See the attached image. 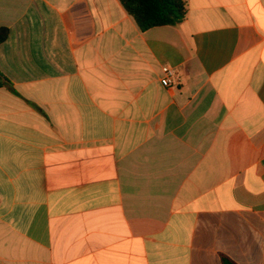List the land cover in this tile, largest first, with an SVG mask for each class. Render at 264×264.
<instances>
[{
    "label": "crops",
    "instance_id": "1",
    "mask_svg": "<svg viewBox=\"0 0 264 264\" xmlns=\"http://www.w3.org/2000/svg\"><path fill=\"white\" fill-rule=\"evenodd\" d=\"M187 1L0 0V264H264V0Z\"/></svg>",
    "mask_w": 264,
    "mask_h": 264
},
{
    "label": "trees",
    "instance_id": "2",
    "mask_svg": "<svg viewBox=\"0 0 264 264\" xmlns=\"http://www.w3.org/2000/svg\"><path fill=\"white\" fill-rule=\"evenodd\" d=\"M126 12L134 18L142 31L158 26H178L187 17V0H119ZM8 29L0 28V46L8 37ZM10 81L0 71V87ZM223 264H234L224 258Z\"/></svg>",
    "mask_w": 264,
    "mask_h": 264
},
{
    "label": "built area",
    "instance_id": "3",
    "mask_svg": "<svg viewBox=\"0 0 264 264\" xmlns=\"http://www.w3.org/2000/svg\"><path fill=\"white\" fill-rule=\"evenodd\" d=\"M164 76L161 79V83L166 88H173L177 85L179 75L177 71L172 67H164Z\"/></svg>",
    "mask_w": 264,
    "mask_h": 264
}]
</instances>
